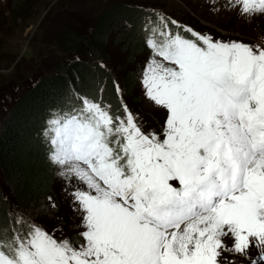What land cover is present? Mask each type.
Returning a JSON list of instances; mask_svg holds the SVG:
<instances>
[{"label": "snow or ice", "instance_id": "obj_1", "mask_svg": "<svg viewBox=\"0 0 264 264\" xmlns=\"http://www.w3.org/2000/svg\"><path fill=\"white\" fill-rule=\"evenodd\" d=\"M236 4L241 14H264V0ZM156 16L142 84L167 109L163 139L145 133L126 105L113 115L73 89L79 103L53 109L44 137L60 175L87 185L73 193L84 242L17 214L0 264H221L225 250H264V47L185 28L188 39ZM258 260L264 251L251 264Z\"/></svg>", "mask_w": 264, "mask_h": 264}, {"label": "trees", "instance_id": "obj_2", "mask_svg": "<svg viewBox=\"0 0 264 264\" xmlns=\"http://www.w3.org/2000/svg\"><path fill=\"white\" fill-rule=\"evenodd\" d=\"M42 1L12 0L7 9L8 18L13 23L22 21L27 26L38 13V8L29 3L38 5ZM88 3L99 4L88 17L92 27L80 30V24L76 23L75 28L66 27L56 37L59 42L56 45L63 46L61 49L70 55L69 59L62 62L61 58L55 68H49L42 74L0 119V240L10 239L12 229L20 227L14 223L15 213L18 212L58 239L69 238L76 247L84 242L80 236L85 230L83 226L82 231L73 236L77 224L68 218V211L73 212L71 201L65 202L58 186L44 171L42 152L48 150L39 144V137L53 109L70 110L69 100L79 103L74 98L73 89L109 106L113 115L124 116L114 79L112 82L113 76L106 69L110 62L106 45L113 42L117 47L118 44L124 46H121L123 72L117 76L123 93L134 98L133 88L137 78L131 73L129 64L137 53L142 54L148 48L147 35H150L152 23H158L156 13H161L159 11L163 9L152 0H89ZM186 4L192 11L194 5L188 0ZM164 16L173 32H179V28L187 25L185 17L181 18L182 26L177 27L171 24V18L176 21L179 20L177 17L169 11ZM186 33L190 39L191 33ZM26 177L33 184L25 182ZM57 226L59 232H55ZM4 229H7L6 235ZM24 230H28L27 225H24Z\"/></svg>", "mask_w": 264, "mask_h": 264}, {"label": "rangeland", "instance_id": "obj_3", "mask_svg": "<svg viewBox=\"0 0 264 264\" xmlns=\"http://www.w3.org/2000/svg\"><path fill=\"white\" fill-rule=\"evenodd\" d=\"M88 1L43 0L38 5L35 2H30L29 5L38 8V13L35 19L24 26L22 21L13 23L8 18V10L12 0H0V119L14 105L19 96L42 74L47 72L49 68H55L61 58L63 59L62 62L69 59L70 55L61 49L63 46L56 45L59 43L56 37L62 30L75 28L76 23L80 24L78 28L80 30L92 27L93 24L89 23L88 17L91 16L93 9L99 7V2L94 6ZM152 1L163 6L162 8L166 12L169 11L173 17H177L180 20H176L179 27L182 26L181 18H186L187 25L179 28V32L186 38L188 36L185 34L188 33H186L185 28H191L197 33L211 35L216 40L237 41L264 47V14L252 16L241 14L236 0H188L194 5L192 11L186 4V0ZM190 35V39H195L192 34ZM121 46L124 47L121 44H118L117 47L113 45V42L106 45L110 62L107 63V68L103 67L112 74V82L114 79L116 88L117 85L120 88L118 94L122 100L123 109L126 105L128 110L139 118L145 133L155 132L162 140L163 127L168 115L167 109L157 106L150 100L146 96L142 84L143 70L148 62L153 59V51L148 46L144 53H137L129 64L131 73L137 78V84L133 88L135 97L132 98V96L127 97L123 93L117 76L123 72L121 65L124 62V55L121 54ZM155 59L162 61L159 56H156ZM164 63L167 64V62ZM90 66L92 67V65ZM35 139L38 140V137ZM39 140V144L44 145L48 150V152H42L44 171L58 186L61 196L66 200L65 202L71 201V207L70 204L69 207L73 212L68 211V218L77 224L73 236L78 235L82 231L83 211L79 208L78 202L75 201L73 193L77 189L87 191V185L74 177L69 180L61 176L60 167L49 160L50 145L48 143L46 145L44 130ZM24 181L33 184L29 177L24 178ZM176 187H179L178 182ZM53 205L51 202V206ZM59 229L57 226L55 232H59ZM223 240L227 248L231 249L232 238L228 236L224 237ZM260 251L264 250L257 249L254 245L247 250L246 256L225 250L222 251L218 259L221 264H251V260L256 259ZM258 264H264V260H258Z\"/></svg>", "mask_w": 264, "mask_h": 264}]
</instances>
